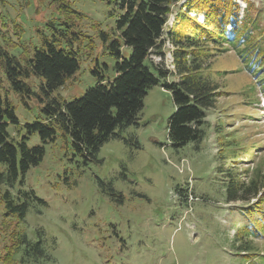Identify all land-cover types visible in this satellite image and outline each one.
Listing matches in <instances>:
<instances>
[{
  "label": "rangeland",
  "instance_id": "obj_1",
  "mask_svg": "<svg viewBox=\"0 0 264 264\" xmlns=\"http://www.w3.org/2000/svg\"><path fill=\"white\" fill-rule=\"evenodd\" d=\"M53 1L0 0V48L19 56L39 45V30L46 31V22L57 19L58 5ZM55 1L70 4L81 14H73V19L87 36L78 48L79 70L50 95L70 102L95 86L93 68L113 76L116 60L106 45L114 38L113 31L117 35L115 20L121 12L100 0ZM241 1L246 4L247 29L264 49V0ZM183 2L174 3L163 37L179 12L204 23L191 17L204 14L192 7L195 2ZM222 3L226 6L232 1ZM99 31L106 33L107 41ZM173 47L166 39L165 56L152 52L148 58L167 72L166 78L144 61L157 84L144 96L136 123L117 128L91 160L77 152L60 131L53 141L42 144L37 133L8 126L16 140L28 137V147L43 145L44 155L10 188L0 186L1 192L7 188L27 203L24 220L15 222L12 217V221L6 219L0 201V229L4 230L0 264L14 232L26 238L32 252L38 248L43 254L34 252L32 258L20 250L11 264H264V234L252 240L248 253H238L242 242H232L239 226L251 217L244 215L245 210L258 200L226 201L228 176L242 182L256 169L264 175V72L247 71V60L241 59L234 45L225 44L222 51L210 47L211 74L223 95L207 111L205 135L198 148L194 143L172 146L167 127L175 107L164 86L178 79L170 58ZM120 50L128 59L130 48ZM0 79L2 95L13 105L20 125L41 118L46 100L41 80H27L38 96H21L5 81L1 69ZM232 141L238 148L247 142L258 145L244 154L231 147Z\"/></svg>",
  "mask_w": 264,
  "mask_h": 264
},
{
  "label": "trees",
  "instance_id": "obj_2",
  "mask_svg": "<svg viewBox=\"0 0 264 264\" xmlns=\"http://www.w3.org/2000/svg\"><path fill=\"white\" fill-rule=\"evenodd\" d=\"M100 1L114 5L121 12L115 20L117 35L113 31L115 36L106 45L116 60L114 74L109 78L93 68L91 73L97 76L95 86L73 101L50 96L79 70L78 48L81 40L87 38L73 19L74 15L79 17L81 14L70 4H56L53 1L58 5L57 19L46 22V31L43 28L39 30V45L34 46L30 52L25 51L16 56L10 49L0 48V69L11 88L21 96H38L27 84L30 77H35L41 80L40 91L46 97L45 105L40 108L41 118L22 126L18 123L13 105L2 95L0 79V165H3L0 170V186L10 188L20 174L23 175L30 167L37 165L44 155L43 145L28 147L27 136L19 140L11 136L7 130L9 125L19 126L15 127L18 132L26 129L28 134L37 133L42 144L53 141L56 132L60 131L64 137H69L77 152L91 160L99 147L114 136L117 128L136 123L144 96L158 82L144 61H149L158 75L166 78L167 72H162L148 60L152 52L159 57L165 56L166 39L174 46L172 62L178 75L177 80L167 82L164 86L170 92L175 107L167 127L168 140L172 146L183 147L194 143L198 148L205 135L207 111L214 108L218 97L223 95L211 74L210 47L215 46L216 51H222L225 44L234 45L241 59L247 60V71L253 75L255 72L257 75L264 72V49L258 45L260 41L253 37L256 34L247 29L246 15L237 24L230 22L232 4L224 6L220 0L214 4L211 0H193L192 3H195L192 7L205 14L204 23L199 24L186 12H179L174 20L175 25L163 37L172 7L178 0ZM187 7L189 9L191 5L188 3ZM99 32L103 41H107L106 33ZM121 47L130 48L128 59L122 54ZM231 143V147L244 154L258 145L247 142L238 148L236 141ZM227 179L226 201L258 200L245 210L244 215L251 214L249 222L239 226L232 241L235 245L242 242L238 253H248L252 240L264 234V175L256 169L254 175L246 181L240 182L232 175ZM7 188L0 191L5 217L8 221H12L9 217L15 222L23 221L27 203L25 200L20 201ZM23 195L28 196V193ZM2 231L0 229V233ZM23 246L24 251L21 249ZM5 248L4 264H11L14 254L20 250L25 256L32 257L34 252L43 254V250L38 248L32 252V246L26 238L15 232L11 234L10 244Z\"/></svg>",
  "mask_w": 264,
  "mask_h": 264
},
{
  "label": "built area",
  "instance_id": "obj_3",
  "mask_svg": "<svg viewBox=\"0 0 264 264\" xmlns=\"http://www.w3.org/2000/svg\"><path fill=\"white\" fill-rule=\"evenodd\" d=\"M187 0H184L183 3H185ZM216 0H211V2L214 4ZM221 2L225 0H220ZM251 1V0H249ZM234 2V3H233ZM246 8V4L242 2L241 0H232V15L230 16V21L233 24L239 23L243 19L244 10ZM191 17H196L199 22L204 21V14H192ZM173 46V45H172ZM174 50V47L172 48ZM172 50V51H173ZM172 51L170 52V58L172 57Z\"/></svg>",
  "mask_w": 264,
  "mask_h": 264
}]
</instances>
